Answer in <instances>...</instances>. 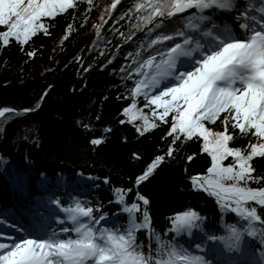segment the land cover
Returning <instances> with one entry per match:
<instances>
[{"label":"snow or ice","instance_id":"6c2138e0","mask_svg":"<svg viewBox=\"0 0 264 264\" xmlns=\"http://www.w3.org/2000/svg\"><path fill=\"white\" fill-rule=\"evenodd\" d=\"M78 2L91 7L94 0H0V28L4 29L0 31V49L12 41L23 46L39 33L48 34L44 18L54 19L75 8ZM121 3L122 0H112L106 12L111 15ZM237 7L236 0H135L126 15L137 20V31L151 25L149 36L164 29L147 44L149 49L163 47L137 61L138 67L129 73L128 79L133 74L137 78L130 89L131 104L123 115L128 122L143 121L142 127L136 129L141 135L159 126L150 123L143 109L137 107V98L142 97L144 107L155 120L170 123L167 136L172 137V145L178 141H202L201 151L210 157V166L206 175L191 177L193 188L214 197L221 209L244 222L243 227L226 224V235H207L206 239L223 245L228 252L240 251L245 237L258 241L261 251L257 264H264V214L260 211L264 209V176L254 175L252 163L255 158H264V0L248 3L236 18L239 35L227 26H209L211 17L205 15L212 10L231 13ZM189 10L194 12L182 15ZM173 18L172 25L162 23ZM101 20L102 24L96 26L97 34L107 23L103 17ZM11 111L0 110V118ZM218 121L222 130L206 126ZM240 137H251L246 148L230 146ZM91 143L99 145L103 141L93 139ZM174 151L170 146L166 156L171 157ZM164 159L165 156L155 157L136 179V186L146 181ZM126 194L123 190L115 193V202L127 214L123 230L119 226L96 227L108 219L103 214L94 215L100 211L98 208L80 201L61 207L58 199L52 200L71 228L43 236L32 232L19 238L9 235L8 242H0V264H214L202 243H196L193 252L155 233L147 210L149 200L137 193L136 202L129 205ZM200 220L197 212L184 211L172 218L169 231L191 237ZM0 226H4L2 221ZM139 232L154 241L147 251L138 243Z\"/></svg>","mask_w":264,"mask_h":264},{"label":"trees","instance_id":"16d2710c","mask_svg":"<svg viewBox=\"0 0 264 264\" xmlns=\"http://www.w3.org/2000/svg\"><path fill=\"white\" fill-rule=\"evenodd\" d=\"M248 2L253 1H245L244 8ZM111 3L94 0L89 7L78 2L54 19L44 18L48 34L39 33L23 46L12 41L0 49V108L14 110L0 118L1 227L8 228L2 212L15 216L10 213L11 202L26 212L27 207H35L34 203L50 201L52 195L69 206L80 201L100 209L94 215L103 214L108 219L96 227L119 226L123 230L127 214L115 202L116 190L127 193L129 205L136 202L137 193L148 199L153 231L191 249L207 235L225 233L226 224L243 227V221L221 209L215 198L192 186L191 177L206 175L210 166V157L201 151L202 141L172 145V137L167 136L170 123L155 120L142 97L137 98V107L143 109L150 123L159 126L141 135L136 129L143 121L128 122L123 115L131 104L130 89L137 78L134 74L132 79L127 77L138 67L137 61L163 47L149 49L147 44L164 29L155 30L152 36L147 35L151 25L137 31V20L126 15L135 0H122L109 15L106 9ZM122 15L124 19H120ZM101 17L107 27L98 41L94 36L96 26L102 24ZM175 19L162 23L172 25ZM28 52L34 55L29 57ZM206 126L222 130L219 121ZM93 139L103 143L93 145ZM250 140L240 137L230 146L243 149ZM170 146L175 151L168 157ZM158 155L165 156L164 161L137 187L136 179ZM189 156L193 157L191 161ZM252 163L254 175L264 176V158H255ZM9 182L14 187L11 196ZM184 211H195L201 217L191 237L169 231L172 218ZM260 211L264 214V209ZM137 236L145 251L154 244L145 232ZM243 243L259 248L258 241L247 237Z\"/></svg>","mask_w":264,"mask_h":264},{"label":"rangeland","instance_id":"374dc122","mask_svg":"<svg viewBox=\"0 0 264 264\" xmlns=\"http://www.w3.org/2000/svg\"><path fill=\"white\" fill-rule=\"evenodd\" d=\"M243 0H240V3H239V5H238V7H237V9H234V12L235 13H237L238 12V10H240V8H241V2H242ZM233 12V13H234ZM233 13H228L229 15L227 16V17H230ZM237 15V14H236ZM235 16V15H234ZM215 18V17H214ZM216 20H218V18L216 17L215 18ZM211 21H214L213 20V17H211V19L208 21V22H211ZM105 26L107 27V24L106 23H103V25H102V27H100V29H99V34H97V30H96V32H95V36H94V40H102L103 39V37H104V34H103V32H104V29H106L105 28ZM99 51H101V47H98V52ZM39 225V226H38ZM38 225H32L33 226V228L34 229H36L37 227H40V226H42V227H48L47 229H54L55 231H58V233L60 232V228L61 227H59V225H57V224H54V223H50V220H49V223L47 224V225H44V224H42L41 222L38 224ZM25 228H30V225L29 224H27L26 226H25ZM22 229V227L20 228V230ZM24 231V230H23ZM23 231L21 232V233H23ZM53 231V230H52ZM9 235H11V236H14V237H17V238H19L18 236H15V235H13V233H12V231H9V232H5V229H0V242H8V240H7V237L9 236Z\"/></svg>","mask_w":264,"mask_h":264},{"label":"bare ground","instance_id":"6f19581e","mask_svg":"<svg viewBox=\"0 0 264 264\" xmlns=\"http://www.w3.org/2000/svg\"><path fill=\"white\" fill-rule=\"evenodd\" d=\"M236 3H237V5H239V3H240V0H236ZM194 12V10L191 12V13H193ZM234 12V10L231 12V13H233ZM190 14V13H189ZM205 15H209L210 17H213V20L214 21H218V20H220V21H227V19H228V13L227 12H219V11H215V10H212V11H207V12H205ZM217 17L218 18V20H216L215 18ZM15 236H17V235H15Z\"/></svg>","mask_w":264,"mask_h":264},{"label":"water","instance_id":"95a60500","mask_svg":"<svg viewBox=\"0 0 264 264\" xmlns=\"http://www.w3.org/2000/svg\"><path fill=\"white\" fill-rule=\"evenodd\" d=\"M193 10H189V13H191ZM189 13H185V14H189ZM185 14H182L183 16L185 15ZM5 108H7V109H11V108H8V107H1L0 108V110H3V109H5ZM12 111H14L13 109H11Z\"/></svg>","mask_w":264,"mask_h":264}]
</instances>
